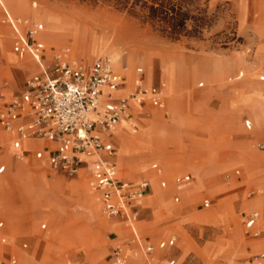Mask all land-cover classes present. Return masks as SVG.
<instances>
[{
    "label": "rangeland",
    "instance_id": "1",
    "mask_svg": "<svg viewBox=\"0 0 264 264\" xmlns=\"http://www.w3.org/2000/svg\"><path fill=\"white\" fill-rule=\"evenodd\" d=\"M232 1L240 10L239 18L231 9V0H3V96L17 95L28 77L25 72L36 68L33 60H26L29 56L18 58L11 51L12 31L1 24V12L6 11L38 26L36 38L43 44L45 64L65 51L64 58L70 62L90 64L98 58L108 59L115 71L125 75L127 86L134 76L132 70L140 67L147 70V80L150 68L154 74L159 71L167 88L162 110L148 109L146 116L138 119L134 133L132 120L114 133L118 175L127 181L145 178L150 186L131 222L140 245L131 243L133 237L124 219H107L101 213L84 175L73 180L50 173L54 179H46V171L32 165L37 163L33 153L18 160L15 157L19 154H12L10 144L3 145L6 135L0 132V144L6 147L3 158L16 163V174L21 176L24 171L28 180L24 183L7 175L1 190L5 204L18 208L28 198L27 209L35 210L27 215V224L33 225L28 234H17L16 243L27 244L26 252L17 253L19 264H111L113 249L123 252L130 246L143 256L144 245L153 248L152 256H147L153 259L151 264H166L170 259L174 264H248L250 255L264 253V161L256 160L264 155H257L262 153L255 150L256 139L252 137H264V133L252 131L251 135L242 127L247 119L242 114L253 104L259 110L263 106L249 81L262 88L264 96V82L258 81L264 76V58L260 57L264 56V0ZM231 55L234 57L227 60ZM19 61L31 62V66L21 71ZM236 70L243 73L239 82L232 81ZM189 78L194 79L187 84ZM197 83L202 87L197 88ZM217 83L221 89L232 85V101L226 100V106L222 101L216 111H205L217 107L212 99L203 101V94ZM240 138L249 139L247 148L252 153L242 150L236 157L231 154L223 159L228 151L236 153L237 149L213 148L215 142L233 145ZM22 142L31 144H21L27 146L23 150L36 143L47 146L41 141ZM244 142L242 139V145ZM2 151L0 147V154ZM25 162L28 164H19ZM152 164L158 172L150 170ZM235 169L239 170L238 178ZM254 172H258L256 178ZM184 174L190 175L188 182L173 183L174 177ZM255 190L261 193L248 196ZM75 194L82 201L85 216L75 209ZM49 196L63 207L54 226L46 218V211L53 208ZM250 210L260 215L255 240L243 226V214ZM106 222L111 225L107 227ZM41 224H45L44 230L39 229ZM172 238L173 245L167 246ZM158 243L162 249L157 248ZM142 262L138 259L136 263Z\"/></svg>",
    "mask_w": 264,
    "mask_h": 264
},
{
    "label": "built area",
    "instance_id": "2",
    "mask_svg": "<svg viewBox=\"0 0 264 264\" xmlns=\"http://www.w3.org/2000/svg\"><path fill=\"white\" fill-rule=\"evenodd\" d=\"M2 23L13 33V54L18 58L29 56L38 71L26 78L17 95L0 107V132L19 139L31 137L55 144L48 158L49 167L62 171L67 177H74L81 168H89V187L97 194L101 213L107 218L122 217L131 221L135 215L131 205L144 196L147 183L117 178L113 150L103 141L102 134L113 131L126 116L130 104L145 102L162 108L161 86L144 88L136 82L131 90L114 97L124 78L113 70L108 60L98 58L89 65H80L66 60L65 51L45 64L42 62L43 44L36 38L37 29L33 24L26 19L10 18L5 12ZM134 72L140 75L142 70L136 68ZM103 99L109 103L102 107ZM256 149L264 151V141L258 143ZM187 181V176L174 179L175 184ZM260 193L255 190L248 196ZM262 195L264 197V193ZM202 205L206 208L207 201ZM257 222L256 211L243 216V226L253 239L259 236ZM132 237L131 243H139L133 231ZM173 242L169 239L167 246H172ZM143 252L150 254L152 247H144ZM263 260L264 253L253 254L248 264H261ZM110 262L128 264L118 248L112 250ZM8 264H16V261L10 259ZM167 264L174 261L169 260Z\"/></svg>",
    "mask_w": 264,
    "mask_h": 264
},
{
    "label": "crops",
    "instance_id": "3",
    "mask_svg": "<svg viewBox=\"0 0 264 264\" xmlns=\"http://www.w3.org/2000/svg\"><path fill=\"white\" fill-rule=\"evenodd\" d=\"M231 9L236 13V15H238V18H239V16H240V10L239 9H236L234 7L232 0H231ZM252 9H255L254 6L250 10H252ZM3 14H4V12H3ZM3 14L1 12V24H3L2 23ZM12 41H13V36L10 39V46L12 44ZM44 52L45 51H43V53H42V62L45 59V57L43 55ZM233 57H234V55H231L230 57H227L226 59L227 60H231ZM260 57L261 58H264V56H260ZM26 60H32V59L29 58V59H26ZM1 63H3V62L1 61ZM76 63L77 64H80V65H89V64H81L78 61ZM227 64H230V63L228 62ZM259 64H261V63H258V65ZM16 65H17V62L15 64V66ZM256 66H257V64L254 66V69H255ZM137 68H140V67H137ZM134 70H132L134 76L132 77V79L130 81V84L128 86L125 83V81H126L125 75L122 74V73H120V74H122V76L124 78V81H123V84L120 86V88L118 90H120V92L122 90L123 91L121 93H116L114 97H116V96H118V95H120V94H122V93H124V92H126L128 90H131L135 86V83L136 82L140 83L142 85V87H144V88H149L151 86H161V82L162 81H161V79L159 77V71H158V74H154L153 69L150 68V77H149V80H147L146 74H145L146 71H147L146 69L143 70L141 68L142 73L140 75L135 74ZM37 71H38V68L36 66V68L33 71H31L30 73H28V72H25V73H27V76L29 77L30 75L36 73ZM233 71H235V70H233ZM237 71L238 70H236L235 77L233 78L232 81H238V80H240L242 78L243 73L237 72ZM230 72H232V71H228L227 73H230ZM28 77H26V78H28ZM260 78H262V80H260ZM193 79H190L187 82V84L190 81H192ZM24 81H23V83H24ZM228 81H230V79ZM258 81L259 82H264V76H259L258 77ZM249 82L251 84V89L253 91H255L256 93H258L259 97L263 100L262 105L264 106V96L262 95L263 89L262 88H257V87H255V86L252 85L251 81H249ZM1 84L2 83H0V107H2L4 104H6L10 100V98L12 97V94L11 93L9 94V96H3L2 92H5L6 88L4 86L5 84L4 85H1ZM235 84H233V85H235ZM202 85H203L202 83H197L196 87L197 88H201ZM214 86H217V87H214ZM231 86L232 85H230L228 87H224L223 89H221V88H219L218 83L217 84H211L210 88L207 89V91L203 94V95H205V98L203 99V101L204 100H208V99H212V100L215 101V104H216L215 106H217V107L216 108H213V109H210V110H205V111H216L218 109V107L220 106V104H221L222 101L225 102L224 106L227 105L226 100H228V102L229 101H232L233 95H231V91H230V87ZM234 97H235V95H234ZM108 103H109L108 100L103 99L102 102H101V106L103 107V106H105ZM162 104H163V106L165 104L164 97L162 98ZM203 104H204V102L202 103V106H203ZM260 105H261V102H260ZM163 106H162V108H154V107L149 106L145 102H143L142 104H139V105L130 104L129 105V108L127 110V114L123 118V120H125V123L128 120H132V124L130 125V129L134 133L138 129V127H137L138 119L146 116V113L145 112L148 109L162 110L163 109ZM242 115L247 116L246 113H243ZM242 115H240V116H242ZM242 127H243L244 131L250 132L251 135H252V123H251V120L248 117H247V119H244L242 121ZM1 133H3V134L6 135V138L5 139H2V137L0 136V139H2V141H4L3 145L10 144V148L13 150L12 154H19V157H18V155H17V157H15L18 160L23 161L25 158L28 157V154H30L31 152L33 153V158L37 161V163L35 162L32 165L38 166V169L45 170L46 171V174H45V178L46 179H49L50 181L54 179L53 177H50V173H53V174L59 173V174L65 175L60 170H52L49 167V165H48V158L54 152L55 144H53L51 142H48L46 140H43V139H37V138H31V137L26 138V139H19L16 136H14L13 134H10V133H7V132H1ZM114 133H115V131L114 132L111 131V132H108V133H104V134H102V139H103L104 142L109 143L111 145L112 150H113L112 161H113V163L115 165V168H116L117 178L119 180H125V181H127L126 179H123V178H121L118 175V172H119L118 171V161H117V156H116L117 143H116V139H115ZM258 133H259V131H258ZM260 133H264V132H260ZM252 137L254 139H256V141L254 142V148H255V150L258 151V152H260V153H262V154H257V155H264V151H259V150L256 149V145L258 143H260V142H263L264 141V137H256V136L254 137L253 135H252ZM242 139L245 141L244 142L245 145H242V143H241ZM21 140H27V141H30V142H39V141L46 142L47 143V146L39 145L38 143H36L35 145H32L33 147L28 148V150H23V149H26L27 146L22 145V147H21V144L26 143V142H22L21 143ZM248 142H249V139H246V138H240V139H238V141H236L235 143H233V145L231 143H228V142H223V143H219V144H216V142H215V144L213 145V148L216 145H222L223 148L224 147L225 148L234 147V148L237 149V152L236 153H233V152L228 151V154H225V156L223 157V159L226 158L228 155H229L228 157H231L230 156L231 154L232 155H235V157H236L239 154V152H241L242 150L245 151V152H250L248 150V148H247L248 147ZM26 144L31 145L29 143H26ZM0 147H2V149H3V151L0 154V219L3 221V222H0V264H8V262H9L10 259H14L16 261V264H19V259H18L17 253L18 252H26V246H27V244L24 241H21L20 243L17 244L16 243V241L18 239L17 234H22V233L28 234L29 229L31 227H33V225L27 224V222H28L27 221V218H28L27 215H30V214L34 213L35 210L34 209L33 210H28L27 209V205L30 204V202H31L28 198H26L25 201L20 202V206H16L18 208H15L14 206H13L14 208H12V207L7 206L5 204V201L6 200H5L4 194H3V192L1 190L3 189V187L6 186L7 175L10 174L11 176H13L14 179L17 178L18 181H20V179H21V181H24V183L26 181H28V180L25 177V172L24 171L21 172V176L19 174H16V172H15V165H16V163H11V161L8 163V160H7L8 157H7V159H4L3 158V156L5 154L6 147L5 146H2L1 144H0ZM212 151H213V149H212ZM250 153H252V152H250ZM257 159H259L261 161H264V158H261V157H257L256 160ZM123 161H124V158H123ZM19 164L25 165V164H28V163L25 162V163H19ZM124 166L125 165H124V162H123V167ZM183 169L185 170L184 167H183ZM150 170H152L154 172H156V171L158 172L159 171V169L156 167L155 164H152L150 166ZM233 173H234L235 176H237L236 178H238L239 170L235 169L233 171ZM81 175H84V177L86 178V181H87V185L89 187V182H90V171H89V168H81L78 171V173L74 177H71V178L73 180L74 179H77V178L80 179V176ZM135 175L132 174L131 176L132 177H136ZM185 176L188 177V181H189L190 180V175L184 174V175H180V176L174 177L173 178V183H174V179L175 178H182V177H185ZM252 176L256 178V176H258V172H254L252 174ZM33 178L36 179L37 183H40L41 182V180H40V178L38 176H35ZM32 180L33 179H30V181H32ZM141 180L142 181H145L147 183V190H146V192L144 194V196H145L150 191V186H149V184H148V182L146 180H144V179H141ZM252 181H254L257 184V181L256 180H252ZM183 183H186V182H183ZM161 184H164V182H160L159 183V186L160 187H161ZM53 188L54 187L52 185V189ZM89 189H90V187H89ZM93 193L95 194V197L97 198V194L95 192H93ZM51 196H53V195H51ZM51 196H49L50 198L46 197V198H48V202L53 205V208L52 209L46 211V218L48 219L49 224L50 225L52 224V226H54L55 223L53 224V221H55L56 217L57 218L60 217V215L62 214L63 207H59V206L55 205V201L52 199ZM54 196H55V194H54ZM159 196H161V195H159ZM76 197H77V200H76V207H75V209H79L84 214V211L82 209V205H83L82 204V201L80 200V198L77 195H76ZM140 200L133 202V204L131 205V210H133L134 213H135V211L137 209L140 208L139 207L140 205L138 204L140 202ZM96 202L98 203L97 199H96ZM98 205L100 207V204L99 203H98ZM13 209H18V210H13ZM37 211L42 212L41 210H38V209H37ZM250 211H255V210H250ZM249 212H247V213H249ZM247 213H245V214H247ZM245 214H243V216ZM135 215H136V213H135ZM135 215L131 217V221H126V219H124L122 217H111V218L124 219V221L127 222V226H128L129 233L132 235V231H133V233L137 236L136 231H135L134 227H132V223H131L135 219ZM84 216H85V214H84ZM259 219H260V215L258 214V221H259ZM3 223H4V227H3ZM114 223H116V222H112V224H114ZM257 224H258V222H257ZM257 224H256V229L258 230ZM41 226H44V227L41 228ZM39 229L40 230H44L45 229V224H41L39 226ZM246 231L248 232V230H246ZM258 232H259V230H258ZM28 241H30L29 238H28ZM30 243H31V241H30ZM136 244L140 245V243H136ZM146 246H149V245H146ZM146 246L144 245L141 248L142 249V252H143V248L146 247ZM157 248L158 249H162L161 244L158 243L157 244ZM152 251H153V248H152ZM122 253L124 254V252H122ZM152 253L153 252H151L150 254H145L143 252L142 254H143L144 260L140 264H147V262H148L147 256H150ZM125 258H126V256H125ZM126 260H127V258H126ZM170 260H172V259H170ZM127 262H128V264H130L128 260H127ZM167 262H166V264H167ZM261 264H264V260L261 262Z\"/></svg>",
    "mask_w": 264,
    "mask_h": 264
},
{
    "label": "bare ground",
    "instance_id": "4",
    "mask_svg": "<svg viewBox=\"0 0 264 264\" xmlns=\"http://www.w3.org/2000/svg\"><path fill=\"white\" fill-rule=\"evenodd\" d=\"M0 5L3 6V0H0ZM6 14L8 16H10V18H13L7 11H6ZM35 27H38V26H35ZM37 29V32H36V35H38V32H39V29ZM89 52H86V56L85 57H88L89 56ZM22 58V57H21ZM108 60V59H107ZM109 64L111 65V67L113 68L112 64L110 63V61L108 60ZM76 63V62H75ZM30 64V65H29ZM19 70L22 71L21 68L25 67V66H31V62H27V61H19ZM114 70V69H113ZM115 71V70H114ZM118 73H122V72H119V71H116ZM123 74V73H122ZM176 76V75H175ZM116 93H121L120 90L116 91ZM161 94L162 96L164 97V99H166V96H167V88H166V85L165 83H161ZM164 108V106H163ZM247 117L251 120V123H252V131L256 134L258 131L259 132H264V106H262V108H259L256 109L255 105L253 104L252 108L250 110L247 111ZM123 123H125V120L121 119L119 121V123L115 126V128L113 129V132L115 130H117ZM81 174V173H80ZM140 179H144L146 180L145 178H141L139 177ZM130 182H135L137 181V179H134V180H129ZM147 181V180H146ZM134 221V220H133ZM105 225L108 227V225H111L109 222H106ZM133 225V224H132ZM123 252H124V255L126 256L127 260L129 261L130 264H137V260L138 259H141V260H144L143 256H141L139 254V252L132 248V247H127V248H124L123 249ZM153 254V253H152ZM152 256V255H151ZM148 262L147 264H151V262L153 261L152 258H147Z\"/></svg>",
    "mask_w": 264,
    "mask_h": 264
}]
</instances>
